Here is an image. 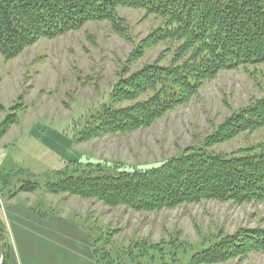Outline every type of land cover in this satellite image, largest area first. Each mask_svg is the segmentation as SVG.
I'll return each mask as SVG.
<instances>
[{"label": "rangeland", "instance_id": "374dc122", "mask_svg": "<svg viewBox=\"0 0 264 264\" xmlns=\"http://www.w3.org/2000/svg\"><path fill=\"white\" fill-rule=\"evenodd\" d=\"M118 13L128 29L124 36L108 22H90L80 31L40 40L15 59L0 57V181L5 184L0 186V200L17 196L35 209L69 219L92 240H99L97 247L105 244L104 250L111 251L120 264H188L217 237L241 229L264 230V204L259 203L207 200L137 212L45 192L53 172L71 162L98 166L105 173L161 167L201 147L230 116L264 99L263 65L222 71L187 105L147 128L74 144V129H81L90 115L110 104L121 80L148 66L167 67L172 59L174 50L168 44L134 57L141 44L162 27L161 19L128 8ZM7 119L16 123L2 135L1 124ZM262 143L264 129L208 151L232 154ZM27 181L42 189L19 194ZM150 246L158 247L153 251ZM223 264H264V251Z\"/></svg>", "mask_w": 264, "mask_h": 264}, {"label": "trees", "instance_id": "16d2710c", "mask_svg": "<svg viewBox=\"0 0 264 264\" xmlns=\"http://www.w3.org/2000/svg\"><path fill=\"white\" fill-rule=\"evenodd\" d=\"M121 8L141 10L146 17L162 20V27L141 44L134 57L168 44L174 50L172 59L167 67L148 66L121 80L110 96V104L90 115L81 129H74V144L147 128L187 105L220 72L264 66V0H0V57L15 59L40 40L80 31L90 22H108L114 32L124 36L128 29L118 13ZM143 97L146 99L141 100ZM126 102L134 104L117 108ZM15 123L7 119L1 124V134ZM263 129L261 99L230 116L201 147L191 148L161 167L105 173L98 166L71 162L53 172L44 190L137 212L207 200L264 204V143L232 154L208 151ZM0 186L5 184L0 181ZM40 189L38 183L27 181L18 193L31 194ZM34 211L43 218L50 214ZM217 239L188 264H223L264 251L263 229H241ZM92 241L96 264H120L111 251L104 250L105 244L99 248V240ZM0 245L6 252L5 264H10L11 244L2 228ZM157 247L150 249L155 251Z\"/></svg>", "mask_w": 264, "mask_h": 264}, {"label": "crops", "instance_id": "0c3cea01", "mask_svg": "<svg viewBox=\"0 0 264 264\" xmlns=\"http://www.w3.org/2000/svg\"><path fill=\"white\" fill-rule=\"evenodd\" d=\"M12 198L0 200L10 264H96L92 238L81 227L57 214L43 218L33 206Z\"/></svg>", "mask_w": 264, "mask_h": 264}, {"label": "water", "instance_id": "95a60500", "mask_svg": "<svg viewBox=\"0 0 264 264\" xmlns=\"http://www.w3.org/2000/svg\"><path fill=\"white\" fill-rule=\"evenodd\" d=\"M0 264H5L6 262V252L4 250V248L0 245Z\"/></svg>", "mask_w": 264, "mask_h": 264}]
</instances>
